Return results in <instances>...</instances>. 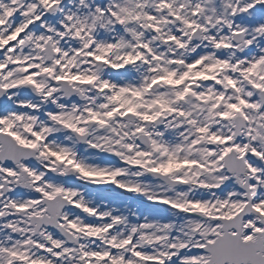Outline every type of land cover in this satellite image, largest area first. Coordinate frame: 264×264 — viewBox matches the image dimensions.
<instances>
[{"label":"snow or ice","instance_id":"obj_1","mask_svg":"<svg viewBox=\"0 0 264 264\" xmlns=\"http://www.w3.org/2000/svg\"><path fill=\"white\" fill-rule=\"evenodd\" d=\"M0 264H264V0H0Z\"/></svg>","mask_w":264,"mask_h":264}]
</instances>
